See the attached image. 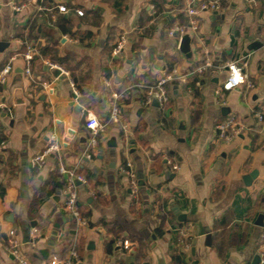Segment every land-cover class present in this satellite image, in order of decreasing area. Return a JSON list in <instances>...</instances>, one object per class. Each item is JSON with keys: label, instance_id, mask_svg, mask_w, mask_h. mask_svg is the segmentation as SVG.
I'll return each instance as SVG.
<instances>
[{"label": "crops", "instance_id": "1", "mask_svg": "<svg viewBox=\"0 0 264 264\" xmlns=\"http://www.w3.org/2000/svg\"><path fill=\"white\" fill-rule=\"evenodd\" d=\"M226 1L221 11L198 14L199 31L191 37L188 57L167 30L189 20V0H47L40 5L0 0V42L8 43L0 50V71L15 57L14 70L0 84V133L6 143L0 150V264H17L5 239L11 230L31 264H48L53 255L65 258L73 248L77 264H258L261 227L255 221L264 214V119L256 114H264V0ZM60 5L67 12H59ZM54 7L52 20L46 11ZM62 14L71 20L73 36L55 25ZM32 23L35 32L29 29ZM122 35L126 42L115 55ZM255 41L262 46L252 47ZM29 43L39 53L40 46L51 45L63 64L38 54L32 74L26 75L21 52ZM207 55L213 66L189 75ZM242 58L244 82L217 94L228 76L219 67ZM171 59L172 70L188 78L168 83L169 102L162 113L146 103L145 87L169 72ZM47 64L61 67L66 77H55ZM195 77L201 82L192 88ZM113 92L123 94L119 119L106 125L86 157L87 113L108 122ZM230 117L243 130L223 140L216 126ZM113 140L116 147L109 145ZM53 143L59 149L34 166V157ZM124 161L135 170L136 190L123 171ZM60 165L76 168L86 179L77 185L78 207L89 214L85 225L64 210ZM254 169L258 176L247 186L243 177ZM55 172L59 181L53 192L47 183ZM174 207L186 215L184 221ZM32 221L37 224L32 241L34 229L39 230L35 245L23 242V229ZM55 224L54 245L44 259L39 250L48 247ZM179 227H187L184 237ZM123 240L130 241L129 248ZM108 241L114 243L110 252Z\"/></svg>", "mask_w": 264, "mask_h": 264}, {"label": "built area", "instance_id": "2", "mask_svg": "<svg viewBox=\"0 0 264 264\" xmlns=\"http://www.w3.org/2000/svg\"><path fill=\"white\" fill-rule=\"evenodd\" d=\"M16 10L22 8V4H14ZM223 9L220 0H189V5L187 8V14L189 20L186 23H173L167 30L168 36L175 38L178 48L180 47L182 38L184 35L188 34L190 37L196 36L199 31V22L197 16L199 13H212L218 12ZM58 11L61 13L67 12V8L63 5L58 6ZM80 15L83 14L82 10L77 11ZM52 20L57 18V13L53 12L51 15ZM126 42V36L122 35L119 37L115 48L113 49V54H118L124 47ZM39 54L38 49H36L31 43L26 45L25 51L21 54L25 61L24 72L26 75L30 76L32 74V63L33 59ZM14 58H11L1 69L0 71V84L5 83L9 74L14 70ZM244 60L237 59L226 62L221 65L219 68L225 69L228 67V76L225 83L219 88L216 93L220 94L226 89H230L238 84L244 82L245 76L242 72ZM213 66L211 58L207 55L204 58V61L201 66H199L195 71L190 72L189 75L194 72H203L204 70ZM188 74L179 73L177 70H172L160 78H158L154 83L146 85L145 95L146 103H151L155 95L159 102V110L163 113L166 110L167 103L169 102V94L167 85L173 80H178L180 82H186ZM251 86V84H250ZM77 94V93H76ZM123 97L122 93L113 92L112 93V106L108 113V122H103L95 114L88 112L85 121V127L88 133V140L86 143V148L83 153L84 156L89 157L90 153L97 146L98 140L102 132L105 130L106 125L110 122H117L120 115V100ZM0 107L2 103L0 101ZM257 118L261 121L264 119L263 113H257ZM218 136L223 140H228L232 136L240 134L243 130L242 126L236 121L235 117H230L225 121H222L216 126ZM5 141L2 138L0 133V150L5 146ZM59 149L58 144H51L46 148L42 153L36 155L33 159V165H41L45 158L52 152H55ZM168 163L172 170H177L179 165L173 163L170 159ZM123 171L129 177L130 185L133 190H136L137 187V177L135 170L133 169L132 163L127 162L126 167L123 168ZM59 172L65 176V201L63 204L64 210L66 213L79 224H87V219L83 217L80 208L78 207V187L76 182L81 183L85 182V177L80 174L76 168H68L64 165H60ZM187 227H179L178 231L182 237L186 235ZM36 233L37 230L34 229ZM9 246V252L14 256L17 264H31L28 256L23 253L20 245V239L15 230H11L6 239ZM38 240L34 239L32 243L35 245ZM122 245L125 248L130 247L129 240H123ZM183 247L188 248V242H183ZM77 251L73 248L70 250L67 257L62 258L59 255H53L48 261V264H77ZM258 264H264V225L261 227L260 237H259V261Z\"/></svg>", "mask_w": 264, "mask_h": 264}, {"label": "water", "instance_id": "3", "mask_svg": "<svg viewBox=\"0 0 264 264\" xmlns=\"http://www.w3.org/2000/svg\"><path fill=\"white\" fill-rule=\"evenodd\" d=\"M190 43H191V37L190 35L186 34L183 36L182 38V41H181V44H180V50L185 53L188 57L191 56V51H190ZM262 42H259V41H255L251 46L256 48L257 46H262ZM8 46V43L6 42H0V50H3L4 48H6ZM45 69L49 72H51L55 77H63L65 78L66 76L63 75V70L61 67H59L58 65H53V64H47L45 65ZM226 71H228V67L225 68ZM20 72H22V70H20ZM77 94L75 93L74 94V97L77 99ZM152 104L156 107H159V102H158V99H157V95H155L153 97V100H152ZM229 111L228 108L224 107L222 109V112L223 114H226L227 112ZM73 131L72 129L69 130V134H72ZM109 145L112 146V147H116L117 146V142L115 140L109 142ZM115 166V165H113ZM258 169H254L252 172H250L248 175H245L243 177V180H244V183L245 185L249 186L252 184L253 180L258 176ZM77 185L81 184V182L77 181L76 182ZM143 184V181L142 180H139L138 181V185H142ZM60 185V183H59ZM57 198V196H56ZM173 211L176 213V215L178 216V219L180 221H184L186 219V215L181 213L179 211V209H177L176 207L173 208ZM255 224L262 227L264 225V214L261 213L258 215L256 221H255ZM36 221H32L30 223V225L28 227H25L23 229V232H24V236H23V242L24 243H28V242H32V239L30 237L31 235V230L33 228L36 227ZM59 228V225L58 224H55V231H53L52 233V237L49 239V242H48V247L47 248H43V249H40L39 250V253L41 254V256L44 258V259H48L50 254H51V247H53L54 245V237L56 236L57 234V229ZM158 258L161 262H164V257L159 254L158 255ZM259 261V258H257V262ZM132 264V263H131Z\"/></svg>", "mask_w": 264, "mask_h": 264}, {"label": "trees", "instance_id": "4", "mask_svg": "<svg viewBox=\"0 0 264 264\" xmlns=\"http://www.w3.org/2000/svg\"><path fill=\"white\" fill-rule=\"evenodd\" d=\"M18 1H19L18 3H23V2H28L29 0H18ZM46 1L47 0H35L36 4H39V5L41 3L46 2ZM220 1H221V4H222L223 7L228 6V3H227L226 0H220ZM54 11H56V8L55 7L54 8H48V10L46 12H47V14L49 13V17H51L50 15H52V13ZM70 24H72L71 20L68 17H65V15H63V14L61 15L60 19H58V21L55 22V25L57 27H59V29L61 30V32L68 33V34H71L73 36L74 34H72V32L70 31V29H68V25H70ZM29 27H30L29 29L31 31L33 30V32H35L36 31V28H37V24H35V23H32L31 25L29 24ZM24 49H25V45H24L23 51L21 53H23L25 51ZM39 50H40V53H39L40 56H42V57H48L50 59V62L58 63L60 65L63 64L62 63L63 60L60 57L57 56L56 49L54 47H52L51 45H47V46H44V47L43 46L42 47L40 46ZM35 59H36V57L33 59V61ZM174 64H175V61L171 59L170 63L167 64V68H168L169 71H171L173 69ZM106 76L107 77L110 76V73H109L108 70H107ZM200 82H201V78L200 77H195L193 79V81L191 82L190 86L192 88H195V86L196 85H199ZM144 99H146V95H144ZM167 123L165 122L164 124L168 126ZM2 138H3V136H2ZM126 163H127L126 161L123 162V164H122V167L123 168L126 167ZM35 171H37V168H35ZM58 181H59L58 174L55 172L49 178L48 183H47L50 186V189H51L50 191H53L54 192L56 190V184H57ZM61 182L64 185V181L62 180ZM82 215H83V217L87 218L89 214L88 213H83ZM36 230H37V232L35 233V237L34 238L37 240V239H39V230L37 228H36ZM156 235H159V234H156ZM5 239H7L6 236H5ZM113 244H114L113 241H108L107 242V251L108 252L111 251L112 247L114 246Z\"/></svg>", "mask_w": 264, "mask_h": 264}]
</instances>
